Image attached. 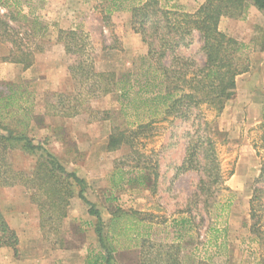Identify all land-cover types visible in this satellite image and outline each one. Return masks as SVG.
I'll return each mask as SVG.
<instances>
[{"label":"rangeland","instance_id":"obj_1","mask_svg":"<svg viewBox=\"0 0 264 264\" xmlns=\"http://www.w3.org/2000/svg\"><path fill=\"white\" fill-rule=\"evenodd\" d=\"M101 1L1 0L0 16L22 42L23 51L18 49L15 55L21 51L33 60L28 68L10 63L12 39L0 30V84L20 86L30 93L29 137L63 164L68 159H87V175L100 170L105 173L110 164L111 173H120L122 180L115 188L116 197L115 191L109 195L114 202L105 205L94 184L86 195L103 216H112L118 208L111 221L104 223L106 242L115 247V264H168L165 255L170 246L177 249L179 264H264V150L258 130L264 104V12L249 7L242 18L220 20V32L247 46L242 56L248 69L236 77L235 96L217 118L201 108L202 115L224 135L215 136L214 147L221 182L200 192L202 172L181 168L187 134L199 124L200 111H193L184 122L167 117L137 137L135 149L143 155L140 162L147 170L133 168L135 162L127 155L128 148L104 151L103 142L111 130H126L128 122L120 113L116 94L92 97L83 86L79 89L80 100L74 103L77 108L61 113L63 107L53 94L70 95L74 91L68 73L74 57L66 55L57 41L59 30L89 33L97 72L114 73L117 81L125 82L123 86H133L134 93L147 81L149 90L155 89L156 62L146 57L148 48L132 30L130 14L112 13L107 22L100 12ZM157 1L163 10L189 14L205 2ZM200 45L198 35L193 33L176 54L202 65ZM169 61L167 52L163 66L168 67ZM76 94L74 91L73 96ZM73 112L74 116H67ZM36 158L37 155L19 151L8 155L12 167L26 174L33 170ZM98 163H102L101 169ZM143 176L150 180L138 186ZM137 187L143 188L140 192L144 195L131 191ZM29 194L21 185L0 189V211L19 235L17 257L12 250L2 249L0 264H85L87 258L91 262L98 258L97 238L93 236L95 243H90L82 222L63 220L40 230L38 210ZM136 202L146 210L141 215L133 207ZM69 250L78 253L72 257L65 254ZM56 251L62 254L55 257Z\"/></svg>","mask_w":264,"mask_h":264},{"label":"trees","instance_id":"obj_2","mask_svg":"<svg viewBox=\"0 0 264 264\" xmlns=\"http://www.w3.org/2000/svg\"><path fill=\"white\" fill-rule=\"evenodd\" d=\"M99 6L103 19L107 22L112 13L121 11L130 14L132 30L148 48L146 57L156 62L154 82L152 80L155 89L150 91L151 85L147 81L142 89L134 93L133 86H123L125 82L117 81L114 73L97 72L94 66L96 52L89 33L59 30L57 41L62 44L66 55L74 57L68 73L77 93L74 96V91L70 95L53 94L57 103L64 108H61V113L77 108L74 103L80 100L79 89L83 86L92 97L116 94L120 113L128 122L125 123L126 130H111L106 152L128 148L130 152L127 155L130 154L131 162H135L133 168L147 170L140 162L143 155L135 149L137 137L151 125L167 117L168 120L178 119L184 122L189 120L193 111H200L197 115L199 124L193 133L187 134L181 168L184 171L198 169L196 172H202L203 178L199 180L198 187L200 192L220 183V168L214 147L215 136L224 134L216 130L213 121L202 115L201 108L204 107L217 118L235 96L236 77L247 71L248 64L242 56L247 46L220 32L218 26L224 17L242 18L249 7L264 12V0H205L193 14L163 10L157 0H102ZM10 18L13 19L12 16ZM32 24L35 22L32 21ZM0 30L7 39H12L8 61L21 64L24 68L30 67L32 56L21 52L22 42L18 39V33L4 21L3 16H0ZM193 33L198 35L201 43L199 51L204 58L202 65L176 54L177 49L184 46L186 39L193 36ZM18 49L21 54L15 55ZM262 49L264 50V46ZM167 52L170 60L168 67L162 64ZM4 85L0 84V189L21 185L28 191L30 202L38 210L39 228L42 231L46 225L51 227L60 224L67 216L70 200L77 197L87 208V213L95 219L94 234L100 254L92 264H115V247L106 242L105 224L86 197L87 182L67 169L42 144H34L27 133L32 108L30 93L20 86ZM139 96L143 97L139 99ZM74 115L73 112L67 116ZM258 130L259 142L264 150V104ZM14 151L37 155L31 173L26 174L12 167L8 155ZM154 178L156 180V174ZM141 179L143 185L150 180L148 176ZM56 228L57 226L54 230ZM3 248L12 250L13 256L17 257L18 236L0 211V249ZM177 252L174 247H168L165 261L168 264H179Z\"/></svg>","mask_w":264,"mask_h":264},{"label":"crops","instance_id":"obj_3","mask_svg":"<svg viewBox=\"0 0 264 264\" xmlns=\"http://www.w3.org/2000/svg\"><path fill=\"white\" fill-rule=\"evenodd\" d=\"M107 138L103 142V148H104L105 152H106L105 148H106V144H107ZM65 161L66 162H64V165L66 166L67 169L74 171L80 178L84 179L87 182V184H88V191L87 192L93 190V189H91V186L94 184V187L96 188V191L98 192V195L101 194V196L103 197L105 205L110 204V202H114V201H111V200H113V198L109 197V195H112V192L115 191L113 197H116V189L115 188L121 183L122 179H121V176H118V174H120V173L117 172V170H114L113 173H111V171H112L111 164H110L109 168H106L105 173L102 170H100L99 172H96V174L92 175L91 173H89V175H87V173H85L86 170L84 169L85 168L84 165L88 162L87 159L84 158L83 161L81 160L82 162H78L77 160H71V159L70 160L68 159ZM97 165L99 167L101 166L100 169L102 168V163L101 164L98 163ZM109 169H110V173L108 171ZM140 183H141V181L139 179L138 186L140 185ZM140 188L137 187V188H134V190L131 189V191L132 192L144 191V190H142L143 189L142 187H140ZM104 189H107V190H104ZM139 194L144 195V192H140ZM137 199H140V198H137ZM88 201L90 203H93L89 199H88ZM137 204H139V203L136 202V205H134L133 207L138 212V215L140 213H144L146 210H144V208L140 209L139 208L140 205H137ZM99 210H102V209H99ZM117 210H118V208H115L113 215L117 212ZM99 214H100L101 219L104 223H106L105 221H111L110 219H112V217H113V215L110 216L108 214L106 216L105 215L103 216L100 212H99ZM64 221L65 222H69V221L71 222L72 221V222L84 223L85 226H83L82 228L86 229L88 231V234L90 235V243H95V239L92 238L93 236L96 237L94 234V225H95L94 221L95 220L87 213V208L81 203V201L77 197H74L70 200V204H69L68 211H67V216L64 219ZM112 222H114V220ZM112 222H111V224H112ZM139 222H142V224H143V221L141 219H139ZM17 236L19 238L18 234H17ZM3 249H5V248H3ZM0 250H2V249H0ZM60 252H62V251H56L54 253V256L56 257V255H58V256L61 255L62 253H60ZM76 253H78V252L77 251L76 252L70 251V250L67 251V253L65 252V254L70 255L72 257H75V255H77ZM86 260H85L86 261L85 264H92V262L89 260V258H87ZM97 264H99V263H97Z\"/></svg>","mask_w":264,"mask_h":264}]
</instances>
